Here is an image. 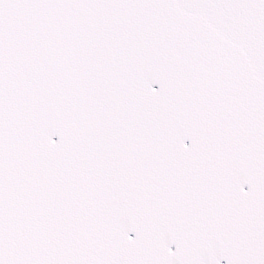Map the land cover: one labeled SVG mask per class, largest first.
<instances>
[{
  "label": "snow or ice",
  "instance_id": "1",
  "mask_svg": "<svg viewBox=\"0 0 264 264\" xmlns=\"http://www.w3.org/2000/svg\"><path fill=\"white\" fill-rule=\"evenodd\" d=\"M0 264H264V0H0Z\"/></svg>",
  "mask_w": 264,
  "mask_h": 264
}]
</instances>
